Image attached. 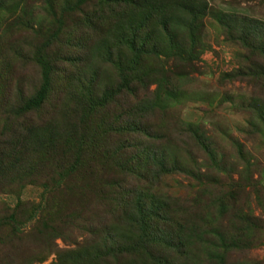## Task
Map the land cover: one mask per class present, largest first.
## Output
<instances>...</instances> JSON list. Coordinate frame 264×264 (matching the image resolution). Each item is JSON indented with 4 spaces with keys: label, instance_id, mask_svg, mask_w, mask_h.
Segmentation results:
<instances>
[{
    "label": "rangeland",
    "instance_id": "374dc122",
    "mask_svg": "<svg viewBox=\"0 0 264 264\" xmlns=\"http://www.w3.org/2000/svg\"><path fill=\"white\" fill-rule=\"evenodd\" d=\"M117 1L0 0V264H264V63L229 80L249 58L216 18L264 22V0H196L190 69L171 58L183 13H159L173 45L139 48L146 6ZM37 59L50 85L24 111ZM220 237L238 247L223 256Z\"/></svg>",
    "mask_w": 264,
    "mask_h": 264
},
{
    "label": "trees",
    "instance_id": "16d2710c",
    "mask_svg": "<svg viewBox=\"0 0 264 264\" xmlns=\"http://www.w3.org/2000/svg\"><path fill=\"white\" fill-rule=\"evenodd\" d=\"M140 4H144L146 6V10L141 12L140 20L138 23V30H142L147 26H150L152 29L149 31L148 35L143 36L142 38L137 37L138 30L137 28L133 31V39L137 40L139 44V48H143L147 41L156 35L158 38L162 37V34L165 40L168 41L171 45L175 42V36L169 33L171 20H165L166 15L161 14L163 7L169 8L168 16H171L173 12L179 11L184 14L183 20H180V23L185 28L184 36L186 45L182 48H172L174 51L171 54V58L176 60L177 66L180 64H186L190 69L192 67V62L198 60L196 57L198 50L200 53L201 45H200V34L202 31V19L205 16L206 6L198 4L196 0H171L167 2L166 0H137ZM116 4H123V0L117 1ZM123 16L126 14V8L121 13ZM147 14V15H146ZM120 17V16H119ZM122 18V17H120ZM217 23L223 29V33L226 39L230 40L232 43L237 45L241 50H243L249 58L247 66L239 68L238 70H234L231 75H229L228 79H239L245 76H251V68L254 67L258 62L264 63V22L258 21L256 19L247 18V17H239L231 14L221 13L217 15ZM176 22L172 23L175 24ZM137 30V31H136ZM169 44V45H170ZM150 55V54H149ZM148 54L142 51H138L134 53L133 61L131 62V66L121 70L122 74L126 75V78L122 76L120 79V84L117 88V93L122 90H130L132 80L129 78L133 73L135 66H142V60L145 57H149ZM257 60H260L256 62ZM37 63L41 65V85L38 91L35 93L34 97L29 99L23 106L24 111H28L40 106V104L45 100L47 91L50 85V77H49V69L45 63H40V59H37ZM246 72H243L245 71ZM139 72V78L135 81L137 83H143L147 77V74L142 71L140 68H137ZM241 81V79H239ZM132 90V89H131ZM104 103V102H103ZM122 105V103H121ZM157 107V106H156ZM130 111V110H129ZM125 109L122 115H127L129 112ZM8 174L11 178L12 172L8 169ZM250 187L255 188L252 190L257 193L259 191L264 192V188L259 187L253 179H250ZM218 244L214 245L213 250L216 252H220L223 256L226 253L233 252L235 248L238 246L233 242L232 245H228L225 243L223 239L218 238ZM243 245L240 243L238 249L242 248Z\"/></svg>",
    "mask_w": 264,
    "mask_h": 264
}]
</instances>
